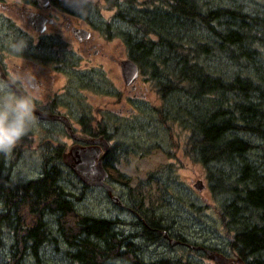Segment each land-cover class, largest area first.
Instances as JSON below:
<instances>
[{
	"label": "trees",
	"instance_id": "1",
	"mask_svg": "<svg viewBox=\"0 0 264 264\" xmlns=\"http://www.w3.org/2000/svg\"><path fill=\"white\" fill-rule=\"evenodd\" d=\"M102 1L115 13L106 21L91 9L92 23L101 24L97 30L108 39H119L152 84L158 119L187 133L185 154L206 173L231 236L229 252L245 264H264V0ZM79 122L88 136L121 137L114 125L91 132L88 122ZM46 145L39 176L18 183L11 164L20 154H0V250L9 241L1 264H114L120 244L133 254L134 244L118 241L114 221L77 212L73 200L79 199L65 187L76 179L61 163L65 149ZM138 204L145 243L169 245L163 217ZM26 215L34 224L22 223Z\"/></svg>",
	"mask_w": 264,
	"mask_h": 264
},
{
	"label": "rangeland",
	"instance_id": "2",
	"mask_svg": "<svg viewBox=\"0 0 264 264\" xmlns=\"http://www.w3.org/2000/svg\"><path fill=\"white\" fill-rule=\"evenodd\" d=\"M86 3L88 11L98 10L96 19L104 18L110 21L115 13V9L107 6L102 0H86ZM97 41L104 45L107 53L113 52L118 60L127 57L126 50L121 46L119 39L106 40L100 33ZM13 60L17 62L16 59ZM84 61L80 63L82 70L85 68ZM103 62L105 60L102 58L88 61L95 67L94 69ZM118 75L119 100L113 107L114 110L110 109L109 99L104 100L105 95L103 96L101 92L99 95L93 82L91 85L88 79H84V86L71 79V87L68 88L62 110L69 114L72 125L78 133L83 134L84 129L79 121L87 123L89 120L85 130L95 132L105 126L114 125L117 135L121 133V137L112 140L111 145L116 148L110 156H107L106 165L109 166L107 169L111 177L109 183L113 186L114 194L120 198L126 209L115 207L106 193L98 188L83 189L84 185L76 177L71 180L74 186H69L70 182H65L67 192L79 199L73 200L75 209L80 214L114 221L116 233H119L118 241L134 244L130 250L135 251L133 254H130L126 248L122 249L123 244H120L115 250L117 256H114L112 260L114 264H157L159 262L213 264L201 249H190L188 246L219 250L220 253L233 257L229 252L231 236L225 231L219 217L218 205L208 190L206 173L199 164L193 163L185 154L187 133L177 124L163 123L158 119L157 110L160 107V101L152 84L145 76L140 74L137 81L140 94H145V101H135L131 104L136 114H125L123 119L109 115L121 109V104L129 95L128 88L122 82L119 68ZM93 77V75L90 76L92 79ZM56 89L55 87L45 94L48 100H55L60 93L56 92ZM145 89H147L146 92ZM107 121H112L113 124H106ZM122 143L137 147L138 153L126 151L128 147ZM46 144L52 149L60 146L66 150L72 141L60 125L36 121L28 134L13 149L20 154V159L18 161L13 159L11 164V177L14 182L32 180L39 176L40 157ZM200 179L206 186L202 192L193 189V184ZM139 202L142 203L143 210H150L162 216V224L167 226L172 237L184 240L187 246L177 245L170 248L163 242L145 243L142 230L137 226L139 218L136 213L139 212ZM30 219L31 216L26 215L22 223L28 221L26 223L28 226L34 224L35 221ZM66 226H70L68 220H66ZM4 248L5 250H0V264L2 260L7 259L8 240ZM48 254L50 251L44 250V255ZM9 264L14 262L10 261ZM17 264L34 263L27 260L24 263L18 261Z\"/></svg>",
	"mask_w": 264,
	"mask_h": 264
},
{
	"label": "flooded vegetation",
	"instance_id": "3",
	"mask_svg": "<svg viewBox=\"0 0 264 264\" xmlns=\"http://www.w3.org/2000/svg\"><path fill=\"white\" fill-rule=\"evenodd\" d=\"M91 16L86 0H0V79H9L12 73L29 74L38 85L34 97L35 109L49 115L65 116L70 122L71 118L62 110V105L65 104L64 99L71 87V79L81 86H84V79L90 80L91 85L93 82L98 94L101 92L105 95L104 100L109 99L110 109L114 110L113 107L119 100L118 68L121 75L120 62L128 56L118 60L113 52L107 53L104 50V45L97 41L101 32L96 26L101 27V24L97 21L92 23L94 20ZM16 36L27 40V48L22 56L10 54L6 46V42ZM108 38L105 37L110 41L117 39ZM96 58H102L105 62L94 69L88 61ZM82 60H85L84 70L80 65ZM91 75L94 76L93 79L90 78ZM137 81L133 89L127 87L130 96L125 97L121 109L109 115L123 119L125 114H136L131 104L145 101V94H140ZM55 87L56 92L62 95L58 94L55 100H48L45 94ZM35 116L37 122L60 125L68 137L62 123L45 121ZM109 122L112 121L106 123ZM74 132L79 136H88L76 132L75 129ZM109 142L112 143V140ZM123 208L126 209L125 206ZM168 237L174 239L169 235ZM178 241L179 246H187L184 241ZM188 248L192 249L191 246Z\"/></svg>",
	"mask_w": 264,
	"mask_h": 264
},
{
	"label": "water",
	"instance_id": "4",
	"mask_svg": "<svg viewBox=\"0 0 264 264\" xmlns=\"http://www.w3.org/2000/svg\"><path fill=\"white\" fill-rule=\"evenodd\" d=\"M121 78L125 86L134 88V83L139 77L138 66L131 59H124L120 62ZM35 115L45 121H58L65 126L68 137L73 144L61 155L62 164L69 169L73 175L86 187L103 189L111 203L119 208L123 207L122 201L113 194V187L106 182L108 172L104 167V159L111 151V145L104 136L82 137L74 132L69 119L61 115H49L35 111ZM193 189L202 192L206 189L203 181L200 179L193 184ZM168 239L169 246L175 247L179 244L178 240L169 238L167 233L163 235ZM201 249L206 258L214 264H245L237 257H228L220 252L212 251L202 247H192Z\"/></svg>",
	"mask_w": 264,
	"mask_h": 264
},
{
	"label": "clouds",
	"instance_id": "5",
	"mask_svg": "<svg viewBox=\"0 0 264 264\" xmlns=\"http://www.w3.org/2000/svg\"><path fill=\"white\" fill-rule=\"evenodd\" d=\"M6 46L10 54L22 56L27 40L12 37ZM37 91L38 85L26 73H12L9 79H0V154H10L35 124L34 97Z\"/></svg>",
	"mask_w": 264,
	"mask_h": 264
}]
</instances>
